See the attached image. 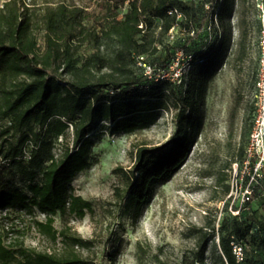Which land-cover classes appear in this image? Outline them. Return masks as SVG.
Listing matches in <instances>:
<instances>
[{
    "label": "trees",
    "instance_id": "trees-1",
    "mask_svg": "<svg viewBox=\"0 0 264 264\" xmlns=\"http://www.w3.org/2000/svg\"><path fill=\"white\" fill-rule=\"evenodd\" d=\"M105 2L108 13L97 27L84 24L83 9L64 3L40 8L34 0L0 4V183L8 171L27 180V192L0 189V210L37 209L44 215L35 222L38 232L59 243L51 251L20 250L18 259L0 241V264H91L81 249L92 241L67 223L60 229L54 223L56 217L82 218L92 211L91 202L74 194L69 183L92 164L90 133L98 122H109L112 132L131 133L147 127L160 109L175 111L170 137L160 145L138 146L132 167L123 173V187L114 190L133 218L195 142L208 86L232 44L231 18L240 0ZM36 27L43 31L42 45ZM170 29L181 35L164 50L162 37ZM197 38L205 43L198 45ZM85 42H92L94 51L82 60L77 54ZM179 54L189 59L188 67L179 82L170 81L163 74ZM138 63L147 64L149 72ZM260 173L250 198L261 196L264 204V170ZM228 191L226 184L223 193ZM248 206L249 201L231 206L237 213L230 221L222 218L216 229L208 224L210 232L200 235L197 257L188 264H203L214 232L221 264H264V221L247 223ZM247 236L256 243L251 255L242 247ZM237 244L241 259L233 251Z\"/></svg>",
    "mask_w": 264,
    "mask_h": 264
},
{
    "label": "rangeland",
    "instance_id": "rangeland-1",
    "mask_svg": "<svg viewBox=\"0 0 264 264\" xmlns=\"http://www.w3.org/2000/svg\"><path fill=\"white\" fill-rule=\"evenodd\" d=\"M105 1L34 0L38 8L45 3L52 6L64 3L83 9L87 27H97L105 19L108 13ZM126 9L127 5L121 8L119 16ZM263 12L264 0H240L237 4L231 18L232 44L208 86L195 142L178 170L154 187L136 218L124 210L114 190L123 187V173L132 167L138 146L160 145L170 137L175 111L166 106L147 127L131 133L112 132L109 122L96 124L90 133L92 164L69 183L74 194L91 202L92 211L82 218L56 217L54 223L56 229L67 223L82 238L92 241L90 247L81 249L91 264H181L182 261L188 264L197 257L200 235L210 232L206 228L208 224L216 229L222 218L230 221L231 215L236 214L230 207L241 206L245 182L248 183L256 168L264 170V144L256 137L262 127L264 110ZM213 18L215 21V15ZM34 31L42 45L43 31L39 27ZM180 35L176 29H170L162 37V48L169 49ZM196 42L205 43L200 38ZM93 51L94 44L85 42L77 55L83 60ZM188 63L189 59L182 60L179 54L163 77L179 82ZM137 66L149 72L147 64ZM59 149L58 140L55 152ZM0 163H3L1 159ZM220 177L224 178L218 181ZM26 184V179L8 171L3 174L0 189L20 188L27 192ZM226 184L229 191L223 193ZM253 185L256 184H250ZM248 201L246 222L260 226L264 221L263 199L257 195ZM43 219L44 215L35 208L0 210V241L18 259H21L20 250L55 249L59 243H52L36 228L35 222ZM237 246V251L242 252L244 247L245 253L251 255L256 243L247 236L242 247ZM219 255L218 236L214 232L207 240L203 264H221Z\"/></svg>",
    "mask_w": 264,
    "mask_h": 264
},
{
    "label": "built area",
    "instance_id": "built-area-1",
    "mask_svg": "<svg viewBox=\"0 0 264 264\" xmlns=\"http://www.w3.org/2000/svg\"><path fill=\"white\" fill-rule=\"evenodd\" d=\"M263 23H264V12H263ZM257 137V141H263L262 140V127H261V130H260V133L258 135H256ZM255 173L254 175L256 176V178L254 177V175L250 176V178L248 179V183L245 185V189H244V194L242 196V203H244L245 201H248L250 200V195H251V191H252V186H250V184H254L258 181V179L260 178L259 176H261V173H260V169H255ZM237 213V211H236ZM238 247L237 246H234V252L236 253V256L238 259H241V256H242V253H241V250H236Z\"/></svg>",
    "mask_w": 264,
    "mask_h": 264
},
{
    "label": "water",
    "instance_id": "water-1",
    "mask_svg": "<svg viewBox=\"0 0 264 264\" xmlns=\"http://www.w3.org/2000/svg\"><path fill=\"white\" fill-rule=\"evenodd\" d=\"M262 140L264 144V110H263V117H262Z\"/></svg>",
    "mask_w": 264,
    "mask_h": 264
}]
</instances>
